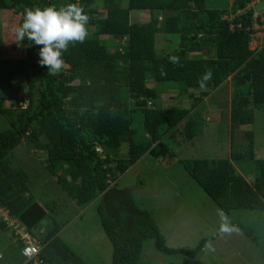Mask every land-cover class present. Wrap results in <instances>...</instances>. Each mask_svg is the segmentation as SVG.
<instances>
[{
	"label": "trees",
	"instance_id": "obj_1",
	"mask_svg": "<svg viewBox=\"0 0 264 264\" xmlns=\"http://www.w3.org/2000/svg\"><path fill=\"white\" fill-rule=\"evenodd\" d=\"M253 1L233 0L227 8H212L207 0H128L127 7L121 6L122 0H0V13L13 26L22 23L25 7L78 3L90 17L87 39L69 44L63 56L65 67L57 76H49L48 69L39 65V46L27 40L22 56L0 57V113L8 124L0 131V206L37 236L42 264L89 263L58 235L61 227L54 219V227H41L51 215L29 195L27 171L10 159L11 151L22 143L32 151L43 150L45 170L76 205L85 207L98 200L99 221L112 245L111 264H142L148 240L160 253L191 258L219 235L209 234L190 249L167 247L153 211L141 209L131 190L117 185L118 177L146 153L162 159L173 156L169 142L182 123L181 133L190 140L200 130L202 117L200 111L192 112L195 106L147 104L157 95L154 87L147 86L148 80L178 82L181 92L201 89L198 81L208 70L212 72L209 89L231 80L235 92L229 112V153L178 162L224 212L264 211V159L256 158L252 130H245L241 140L236 136L240 126L254 122L255 109L264 106V45L250 47L255 10L247 7ZM133 10H148L151 17L146 22L133 21ZM5 21L6 17L0 18V24ZM160 32L179 36L174 50L156 52ZM100 35L118 38L119 45L110 50ZM172 56L179 57V64L170 62ZM202 91L205 96L209 93ZM5 92L15 95L17 102L24 93L26 106H6ZM132 94L138 98L131 107ZM203 98L197 97V103ZM135 110L142 114V137H136L132 127ZM123 143L126 154L120 155ZM245 160L254 163V170L243 169ZM228 224L258 241L256 224ZM5 225L0 217V227ZM18 242L21 259L16 262L21 264L23 243Z\"/></svg>",
	"mask_w": 264,
	"mask_h": 264
},
{
	"label": "rangeland",
	"instance_id": "obj_2",
	"mask_svg": "<svg viewBox=\"0 0 264 264\" xmlns=\"http://www.w3.org/2000/svg\"><path fill=\"white\" fill-rule=\"evenodd\" d=\"M229 3L230 0H207L208 7L212 8H227ZM121 6L127 7L128 0H122ZM250 6L255 10V15L260 13L264 16V0H257L254 5L252 2ZM99 7L101 8L100 5ZM150 14L145 10H133L132 19L136 22L148 21ZM5 17L8 21L0 24V57L17 59L24 53V42L20 43L15 39L14 33L18 26L11 25L7 15L0 13L1 20L2 18L5 20ZM259 26H261L259 36L250 42L252 49L264 45V25ZM2 27L8 38L4 37ZM159 34L161 35L155 45L157 53H167L178 45V35L165 32ZM100 38L109 45L112 51L119 45L118 38L113 36L100 35ZM190 55L196 56L197 54ZM147 86L154 87L157 92L156 97L147 99V104L150 106L163 108H192L195 106L192 112L200 111L202 117L200 130L190 140L181 133L182 123L176 136L169 142L173 156L162 159L146 153L118 177L117 185L119 188L131 190L141 209L153 211L154 219L165 237L167 247L190 249L196 246L201 238L209 234L218 232L219 235L206 243L210 244L214 251L204 246L196 256L191 258L179 254L160 253L155 249L153 240H148L144 244L140 261L142 264H264V238L261 237L264 211L224 212L178 162L184 158H220L229 153V112L235 92L231 80L228 79L214 90L207 88L209 93L206 96L201 89L196 88L181 92V84L178 82L164 83L148 80ZM23 96L24 93H22V99L17 102L15 95L8 92L2 95L5 105L13 108L26 106L27 98ZM130 96L132 107L138 97H134L133 94ZM202 96L203 101L197 103V97ZM7 126V121L0 113V131ZM132 127L135 129L136 137L143 136L142 114L139 110L132 112ZM245 130L253 131L256 158L264 159V106L255 109L252 124L238 128L236 133L238 140L243 138ZM126 147L127 144L123 143L120 155L126 154ZM44 156L42 149L32 151L24 143L18 145L10 153L11 163L24 168L29 175V195L34 200H39L51 215L41 222V227L44 230L54 227V223H51V219H54L53 221L61 227L59 236L89 264H111L112 245L99 221L96 210L98 200H94L85 207L76 205L56 183L55 176L45 170ZM242 165L246 171L249 168L254 170V163L250 160L243 161ZM237 169L240 168L237 167ZM244 175L248 181L252 180L250 175L245 173ZM222 215L227 223L241 221L250 227L256 224L259 234L258 241H252L238 226L229 225L232 228L230 234L220 232V225L225 222ZM33 236L39 242L37 236ZM19 245L20 243L10 228L6 225L4 228L0 227V264H19L16 262L17 258L21 259L18 254Z\"/></svg>",
	"mask_w": 264,
	"mask_h": 264
},
{
	"label": "clouds",
	"instance_id": "obj_3",
	"mask_svg": "<svg viewBox=\"0 0 264 264\" xmlns=\"http://www.w3.org/2000/svg\"><path fill=\"white\" fill-rule=\"evenodd\" d=\"M89 15L82 5L68 3L63 6L25 7L22 23L15 29V39L23 43L25 40L39 46V60L41 67L48 69L49 76H57L65 67L63 56L68 52L69 44L84 43L88 37ZM173 64H179V57L169 58ZM166 72L161 69V76ZM212 79L211 70L206 71L198 81L201 90L207 89ZM220 225V232L230 234L232 228L226 222ZM214 251L210 244L205 245Z\"/></svg>",
	"mask_w": 264,
	"mask_h": 264
},
{
	"label": "built area",
	"instance_id": "obj_4",
	"mask_svg": "<svg viewBox=\"0 0 264 264\" xmlns=\"http://www.w3.org/2000/svg\"><path fill=\"white\" fill-rule=\"evenodd\" d=\"M257 1V0H256ZM253 1V5L256 3ZM252 3V2H251ZM250 3V4H251ZM248 5V8H252ZM245 12V9L239 10L237 14H242ZM255 12V11H254ZM234 17V15H232ZM259 25H264V16L262 14H253V38L258 37L261 32ZM258 26V28H256ZM263 29V28H262ZM95 149L100 152L102 148L100 146H96ZM0 217L5 222L6 226L10 228L16 239L22 241L23 246L21 248V256L23 262L21 264H42L44 262L43 258L40 257V250L42 245L36 240L34 236L30 234V232L25 228L24 225H21L16 217H13L9 214L8 210L4 209L0 206Z\"/></svg>",
	"mask_w": 264,
	"mask_h": 264
},
{
	"label": "crops",
	"instance_id": "obj_5",
	"mask_svg": "<svg viewBox=\"0 0 264 264\" xmlns=\"http://www.w3.org/2000/svg\"><path fill=\"white\" fill-rule=\"evenodd\" d=\"M232 1L233 0H230V3H232ZM144 11V10H143ZM145 11H148V10H145ZM150 17H151V14H150ZM139 21H141V22H146V21H144V20H139ZM6 120V119H5ZM38 203H40L41 205H42V203L39 201V200H36ZM61 230V229H60ZM60 230H59V232H60ZM59 232H58V235H59Z\"/></svg>",
	"mask_w": 264,
	"mask_h": 264
},
{
	"label": "water",
	"instance_id": "obj_6",
	"mask_svg": "<svg viewBox=\"0 0 264 264\" xmlns=\"http://www.w3.org/2000/svg\"><path fill=\"white\" fill-rule=\"evenodd\" d=\"M160 150V146L156 147V152H158Z\"/></svg>",
	"mask_w": 264,
	"mask_h": 264
}]
</instances>
